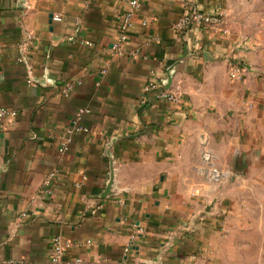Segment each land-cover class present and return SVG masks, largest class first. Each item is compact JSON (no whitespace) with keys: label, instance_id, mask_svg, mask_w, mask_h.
Returning a JSON list of instances; mask_svg holds the SVG:
<instances>
[{"label":"crops","instance_id":"0c3cea01","mask_svg":"<svg viewBox=\"0 0 264 264\" xmlns=\"http://www.w3.org/2000/svg\"><path fill=\"white\" fill-rule=\"evenodd\" d=\"M131 1L0 0V263L264 264V42Z\"/></svg>","mask_w":264,"mask_h":264},{"label":"built area","instance_id":"2783aa9c","mask_svg":"<svg viewBox=\"0 0 264 264\" xmlns=\"http://www.w3.org/2000/svg\"><path fill=\"white\" fill-rule=\"evenodd\" d=\"M142 0H132L130 2V9L129 11L122 16V22H121V36L119 39V42L117 45H115V49L121 51V47L124 43L128 41L129 37V31L131 28V20L134 14L138 11V9L141 6ZM57 21L61 20V17H55ZM176 31L178 33H183L186 30L192 29V28H198L201 30H208L212 29L219 33H221L224 36H230L231 32L228 28L225 17L223 14H210L203 12L201 10H198L193 7H186L184 13L180 16L178 19V22L176 23ZM230 63L232 66L231 71V77L236 80H240L244 76V70L245 67L242 65L241 62H239L236 58L230 59ZM155 87V86H153ZM159 99L169 100V101H180V98L178 95L171 91H163L162 93H159L158 95ZM81 113H85V111H81ZM80 113V114H81ZM14 115L13 112L9 111L2 105H0V125L4 124L10 117ZM206 160H210L211 156L207 154L205 156ZM212 178L216 181L220 180L221 175L218 171V169L212 170ZM53 254L51 257V261L53 263H59L62 259V255L64 252V246L60 239H55L54 246H53ZM130 251V247L126 249V252ZM0 264H26L23 261H2ZM72 264H83L82 261L77 260Z\"/></svg>","mask_w":264,"mask_h":264},{"label":"rangeland","instance_id":"374dc122","mask_svg":"<svg viewBox=\"0 0 264 264\" xmlns=\"http://www.w3.org/2000/svg\"><path fill=\"white\" fill-rule=\"evenodd\" d=\"M228 26L237 35L264 42V0H229Z\"/></svg>","mask_w":264,"mask_h":264},{"label":"water","instance_id":"95a60500","mask_svg":"<svg viewBox=\"0 0 264 264\" xmlns=\"http://www.w3.org/2000/svg\"><path fill=\"white\" fill-rule=\"evenodd\" d=\"M169 84H170V80H169V78H168V82H167V84H166V82H164V85H166V86L169 87Z\"/></svg>","mask_w":264,"mask_h":264}]
</instances>
